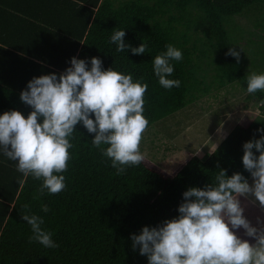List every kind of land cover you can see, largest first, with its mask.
I'll list each match as a JSON object with an SVG mask.
<instances>
[{"label":"trees","instance_id":"obj_1","mask_svg":"<svg viewBox=\"0 0 264 264\" xmlns=\"http://www.w3.org/2000/svg\"><path fill=\"white\" fill-rule=\"evenodd\" d=\"M260 3L264 0H0V115L18 110L27 117L32 108L20 95L28 82L41 75L59 76L73 57L86 60L89 68L91 58L98 57L105 70L132 74L134 81L144 77L148 128L213 89L237 84L247 92L246 48L242 50L229 26L235 16L252 17L258 7H251ZM253 25L261 28L259 21ZM114 29L125 30V43L132 47L145 43V54L117 52L109 42ZM256 42L258 46L264 39ZM169 43L183 55L181 61H171L175 71L169 78L181 81L171 90L159 85L152 64ZM230 47L240 53L239 63L225 55ZM249 97L264 110V92ZM262 127L264 118L237 124L212 153L203 158L191 154L171 173L145 157L139 166L116 175L111 160L92 146L94 134L78 124L68 171L62 173L66 188L42 197V181L29 176L21 188L16 180L23 174L0 152V264H148L139 248L133 251L131 236L178 217L183 193L212 183L221 168L229 176L240 172L250 179L242 163L243 144L259 139ZM240 200L254 226L264 221L263 210L245 197ZM25 204L44 218L42 227L58 248L29 243L31 228L21 218ZM42 204L50 211L42 212ZM243 232L237 234L243 237Z\"/></svg>","mask_w":264,"mask_h":264},{"label":"clouds","instance_id":"obj_2","mask_svg":"<svg viewBox=\"0 0 264 264\" xmlns=\"http://www.w3.org/2000/svg\"><path fill=\"white\" fill-rule=\"evenodd\" d=\"M125 36V30H113L109 42L117 46V52L130 49L134 55L145 54V43L132 47L125 43ZM165 48L152 64L159 85L171 90L181 85L179 79L169 78L175 71L171 61H181L183 55L171 43ZM225 55L240 61L235 48L230 47ZM90 63L89 68L86 60L73 57L71 67L59 76L34 77L20 95L21 101L32 108L29 115L25 117L18 110L0 115V152L16 162L15 170L24 177L16 180L21 188L29 176L42 181L38 188L41 197L45 192L56 195L66 188L62 173L68 171L69 150L74 147L71 141L78 124L94 134L92 146L111 160L116 175L144 161L140 144L149 125L144 116L148 84L142 83L144 77L134 81L132 74L113 67L105 70L98 57H92ZM245 78L249 94L264 92V73L249 71ZM257 131L259 139L243 144L242 163L251 183L242 173L229 176L221 168L212 183L183 193L178 217L133 234V251L139 248L148 264H264V221L258 220L254 226L245 217L240 200L252 197L253 203L264 208V127ZM23 209L21 218L32 233L29 243L58 248L52 233L42 227L44 218L32 213L28 204ZM41 211L50 209L42 204ZM240 229L248 239L237 234Z\"/></svg>","mask_w":264,"mask_h":264},{"label":"rangeland","instance_id":"obj_3","mask_svg":"<svg viewBox=\"0 0 264 264\" xmlns=\"http://www.w3.org/2000/svg\"><path fill=\"white\" fill-rule=\"evenodd\" d=\"M263 8L264 3L252 6L250 11H255L252 12V17L244 14L235 16L230 23L233 25L229 26L231 32L235 29L234 34L237 35L242 50L246 48L242 52L244 64L248 65L249 71L257 73H264V42L258 46L256 42L259 38L264 39ZM257 21L261 28L253 25ZM263 118L264 110L258 100L250 99L249 93L237 84L227 85L222 89H213L198 102L149 127L143 133L140 149L145 157L171 173L194 152L202 156L204 149L211 152L212 148H216L219 142L211 144L207 141L199 150L203 140L214 132L216 139H222L233 126L239 123L248 125L255 119ZM194 148L199 151L193 150Z\"/></svg>","mask_w":264,"mask_h":264},{"label":"crops","instance_id":"obj_4","mask_svg":"<svg viewBox=\"0 0 264 264\" xmlns=\"http://www.w3.org/2000/svg\"><path fill=\"white\" fill-rule=\"evenodd\" d=\"M235 126H233L232 128H231V130L234 128ZM230 132V131H229ZM229 132L225 135V137L224 138H222V139H216L215 137H214V133L213 134H211V136L209 137V138H207V139H205V140H203V143H201L200 145H199V150H201L202 149V147L204 146V144L207 142V141H210L211 142V144H212V142H219L218 144H217V146H216V148L220 145V143L226 138V136L229 134ZM212 139V140H211ZM214 142V143H215ZM216 148H212V150H211V152H208V151H206V149H204V152H203V154H202V156H200V155H198L196 152H194L193 154H195V155H197V156H199L200 158H203L205 155H207V154H210V153H212L214 150H216ZM197 149V148H196ZM195 148L193 149V150H196ZM198 149H197V151H199ZM249 182L251 183V178L249 179ZM249 201H251L252 203H253V199L254 198H252V197H248L247 198ZM253 204H255L256 206H258L261 210H263L264 211V208H261L260 206H259V204H258V202H256V203H253Z\"/></svg>","mask_w":264,"mask_h":264}]
</instances>
